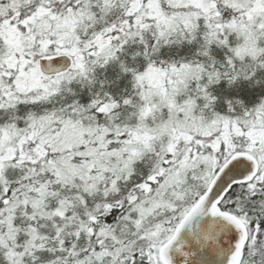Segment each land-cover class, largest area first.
Returning a JSON list of instances; mask_svg holds the SVG:
<instances>
[{
    "label": "snow or ice",
    "instance_id": "1",
    "mask_svg": "<svg viewBox=\"0 0 264 264\" xmlns=\"http://www.w3.org/2000/svg\"><path fill=\"white\" fill-rule=\"evenodd\" d=\"M0 264H264V0H0Z\"/></svg>",
    "mask_w": 264,
    "mask_h": 264
}]
</instances>
